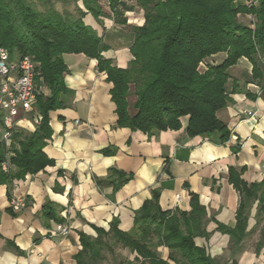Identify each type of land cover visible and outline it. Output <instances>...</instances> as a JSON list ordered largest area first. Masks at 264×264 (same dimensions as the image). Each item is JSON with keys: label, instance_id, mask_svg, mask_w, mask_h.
Masks as SVG:
<instances>
[{"label": "trees", "instance_id": "1", "mask_svg": "<svg viewBox=\"0 0 264 264\" xmlns=\"http://www.w3.org/2000/svg\"><path fill=\"white\" fill-rule=\"evenodd\" d=\"M104 1L114 21L125 23L123 14L132 9L131 0ZM56 2L64 6L62 11L56 8ZM102 2L0 0V46L8 50L11 58L29 55L34 61L35 82L48 90V94L36 97L34 109L41 119L35 129L29 133L14 130L9 149L0 139V185H6L8 198L15 179L52 163L43 148L52 133L49 112L64 107V95L69 94L64 83L65 53L95 58L98 70L104 71L106 80L112 83L109 93L115 104L117 126L147 134L177 130L186 117L188 136L218 134L219 142L226 141L230 131L216 112L230 101L229 68L245 57L252 64L253 77L262 75L264 0H134L143 10L144 21L131 26L132 58L125 68L112 65L102 56L108 45L83 20L87 13L95 19L108 16ZM71 3L73 11L65 8ZM248 14L253 18L250 23L243 21ZM219 53L224 54L219 62L205 61ZM203 62L206 65L201 69ZM1 117L0 108V135ZM8 150L12 155L10 169L5 172L1 163ZM128 179L121 176L120 183ZM228 180L239 194L235 223L232 227L218 223L217 229L229 234L230 247L237 250L247 235L253 201L257 203L256 214L264 218V176L247 183L230 167ZM157 199L158 192L153 191L135 212L129 231L118 229L115 219L108 230L97 229L94 239L81 234L82 248L74 255L75 264H96L102 258L103 245L109 244L105 237L135 253L133 260L117 264H223L194 241L197 236L210 234L205 229V207L195 194H191L188 211L163 210ZM259 231L256 254L264 246V223ZM159 246L167 248L165 258L157 251Z\"/></svg>", "mask_w": 264, "mask_h": 264}, {"label": "crops", "instance_id": "2", "mask_svg": "<svg viewBox=\"0 0 264 264\" xmlns=\"http://www.w3.org/2000/svg\"><path fill=\"white\" fill-rule=\"evenodd\" d=\"M130 3L132 9L123 14L125 23L114 21L104 0L108 16L95 19L87 13L83 18L108 45L102 56L120 68L132 58L131 26L144 21L143 10L134 0ZM63 59L69 94L64 95V107L49 112L52 133L43 148L52 163L14 180L13 195L26 201L20 211L9 209L6 185H0V264H75L81 234L94 239L97 229L108 230L115 219L118 229L129 231L135 212L153 191L163 210L188 211L191 194L197 196L205 207V229L210 234L194 241L214 258L227 254L225 264H264V246L256 254L254 244H247L256 230V201L237 250L230 247L229 234L217 229L218 223L234 225L239 203L228 180L229 168L247 183L264 176V95L258 92L264 89V66L260 78L253 77L245 57L229 68L230 101L216 115L230 136L219 142L218 134L188 136L186 117L179 129L153 134L117 126L109 93L112 83L98 70L97 60L83 53H65ZM37 116L33 106L15 130L33 131ZM121 176L129 179L120 183ZM60 223L68 227L67 234L56 232ZM159 247L166 257L167 248Z\"/></svg>", "mask_w": 264, "mask_h": 264}, {"label": "built area", "instance_id": "3", "mask_svg": "<svg viewBox=\"0 0 264 264\" xmlns=\"http://www.w3.org/2000/svg\"><path fill=\"white\" fill-rule=\"evenodd\" d=\"M201 65L204 64L201 63ZM46 91L47 88L43 84L35 82L34 61L29 55L11 58L8 50L0 46V108L2 110L0 139L7 149H9L17 122L33 110L37 95L45 94ZM258 92L264 95L263 88H260ZM40 119L41 116H37L35 122L39 123ZM10 155L12 152L8 150L6 159L1 163L5 172L10 169ZM14 187L13 181L8 199L10 208L17 212L26 207V201L23 197L13 195ZM55 230L62 235L69 231L68 227L61 223L55 226Z\"/></svg>", "mask_w": 264, "mask_h": 264}, {"label": "rangeland", "instance_id": "4", "mask_svg": "<svg viewBox=\"0 0 264 264\" xmlns=\"http://www.w3.org/2000/svg\"><path fill=\"white\" fill-rule=\"evenodd\" d=\"M78 4L81 5V2L78 1ZM55 5H56V8L60 11H62L64 9V6L61 5V3H59V2H56ZM65 8L69 9L70 11H73L74 4L71 3L70 5H68ZM251 19H253V18L248 14L243 18V21L246 23H250L252 21ZM223 56H224V54L221 53L218 55L211 56L208 59H205V61H207V63H210V62L217 63L223 58ZM202 64H204V65H200V68L204 69L206 64L204 62ZM256 208H257V204H256ZM255 211H256V209H255ZM256 218L258 219V221H257V223H255V229H256L255 233L252 236L253 238L250 237L251 240L249 242H247V244H252V245L254 244V246H255L254 240L259 238V232H260L259 230L261 229V227L264 223V218L262 215L255 214V220H256ZM105 238L107 239V243H109V244H107V246H106V244L103 245L102 258L98 259L96 264H117L119 262L125 261L126 259L127 260L128 259L133 260L134 254L130 253L128 249L124 250V249H122V247L118 243H114L111 239H109V237H105ZM157 251L163 257H165L166 254H165V252L160 250V247L157 248ZM217 260H218V262L225 264L227 262V254L221 258H218Z\"/></svg>", "mask_w": 264, "mask_h": 264}]
</instances>
